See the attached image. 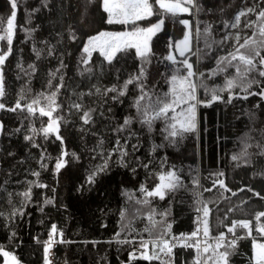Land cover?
<instances>
[{"label": "trees", "instance_id": "1", "mask_svg": "<svg viewBox=\"0 0 264 264\" xmlns=\"http://www.w3.org/2000/svg\"><path fill=\"white\" fill-rule=\"evenodd\" d=\"M44 3L45 0H17L12 52L0 66L5 92L0 103L6 106L0 109L3 125L0 130V247L13 252L20 264H45L44 242L48 240L51 225L56 224L63 232L65 243L53 245L52 264H149L143 259H130L134 251L139 256L141 237L150 239L143 231L149 224V209L136 201L144 198L139 191L142 185L151 189L159 182L160 172L173 168L184 186L168 193L163 200L152 199L150 205L157 213V221L171 223L173 235L188 234L197 227L198 186L192 183L193 178L200 182L202 202H211L208 220L212 235L227 231L224 225H230L232 220H251L254 213L264 211V199H261L264 197V155H260L261 149L256 147L257 144L264 146V98L252 95L243 99L247 93L235 88L229 103L230 93H220L223 99L210 106H198L194 132L184 133L182 138L169 143L162 134V124L157 123L155 130L148 133L135 121L133 104L138 95L135 86L129 85L127 94L118 99L112 98L115 93L104 94L105 88L119 87L130 76L138 74L142 61L136 57L134 49L119 54L112 64L104 61L98 51L93 52L89 65L81 63L88 37L101 31L131 30L133 25L108 24L102 0H47V7ZM197 4L199 11L182 14L175 21L167 18L162 29L152 37L150 63L144 65L149 90L162 95L169 90L168 81L174 70L184 71L179 63L173 65L165 59L170 51L178 61L183 59L169 48L170 42L184 37L185 26L179 20L187 19L192 23L194 19L200 29L193 52L208 51L203 35L205 27L212 26L209 42L211 39L219 41L225 31H236L225 30L223 24L231 21L237 12L253 7L256 12L247 19L255 20L256 13L264 8V0H197ZM10 13L9 0H0V18L6 20ZM157 19L153 16L137 22V26L147 27ZM244 20L242 18L241 28ZM73 35L76 39H72ZM6 48V42L0 41V50ZM226 50L213 45L209 54L200 53L199 59L189 54L190 62L197 73L207 76L216 67V58ZM29 65L34 66V70ZM88 67L92 72L86 71ZM53 72L55 79L50 75ZM231 72L233 70L229 69ZM226 75L228 73L205 79V82L210 86H223ZM60 76H63L64 88L58 94L57 103L61 107L53 115L63 117L59 129L63 144L55 135L45 137L39 131L48 118L41 117L38 111L31 115L27 110H7L15 107L17 100L24 105L40 93L50 94L60 82ZM253 76L260 83L253 84L249 91L259 92L264 87V78L255 73ZM96 87L100 88V93H96ZM197 94L200 99L210 98L203 89ZM74 102L82 103L85 110L94 109L93 123L83 124L81 113L70 107ZM126 117H133V124L127 131L117 133L115 129ZM33 128L37 130L35 133ZM129 132L135 135L128 139V155L123 163L120 156L114 154L108 160V168L97 175L96 182L87 183L88 175L104 162L116 139L123 143ZM25 136H31L32 140H26ZM101 140L102 148L98 147ZM245 141L251 145L247 148L250 155L234 161L232 157L244 151ZM132 145L138 150L133 151ZM153 145L163 146L153 151ZM62 151L68 153L64 157L66 165L57 172L55 165ZM37 172L38 176L33 175ZM220 172L224 175L219 179L236 192L235 196L219 186L205 191L212 187ZM29 190L30 198L25 199L23 193ZM47 200L52 203H46ZM229 208L233 211L228 212ZM160 213L168 214L161 216ZM124 225L129 227L124 228ZM236 234L245 238L237 241L229 264H251L252 238L259 235L253 232L252 236H247L243 229H237ZM195 256L194 249L177 246L173 249L172 261L173 264H193ZM2 261L0 257V264ZM151 264H159V261Z\"/></svg>", "mask_w": 264, "mask_h": 264}, {"label": "snow or ice", "instance_id": "2", "mask_svg": "<svg viewBox=\"0 0 264 264\" xmlns=\"http://www.w3.org/2000/svg\"><path fill=\"white\" fill-rule=\"evenodd\" d=\"M11 13L5 19L0 18V41H4L7 44V48L0 50V66H3L12 52L13 38L15 35V21L17 17V0H9ZM44 6L47 7V0H45ZM103 11L107 14L106 22L108 24H120V25H133V28L129 31L122 32H107L101 31L94 36L87 38L82 52L85 54L82 57L81 63L85 66L91 63L93 52L98 51L100 56L104 58L108 64H112L114 60L118 59L119 54L125 53L130 49L135 50V55L142 61V65L138 74L130 76L121 86L113 85L112 87L105 88L104 94L115 93L113 99L125 96L129 90V85H133L138 90V95L135 98L133 107L136 109L135 121L138 122L142 128L146 129L148 133L155 130L157 123L163 125L161 131L164 135V139L169 143H174L176 138H182L184 133L194 132L197 128V108L199 105L210 106L213 102L223 99L220 93L225 91L229 92L228 102L232 100V90L239 88L241 91L247 93L243 96V99H247L249 95H259L264 98V88L257 92H250L249 89L253 84L259 85V81L256 80L253 74H258L259 77L264 78V8L256 13L255 20H248L249 14L256 12L253 7H247L240 10L234 16L231 21H225L223 26L225 30L235 29L232 31H225L221 40L216 41L212 38V26L208 25L203 30L205 39V49L208 51L197 49L193 52L191 41L192 31L190 21L187 19L179 20V23L184 25L188 29L182 40L175 43L170 42L169 48L173 49L183 57L182 60H177V56L170 51L165 57L173 65L180 64L183 66L184 71L181 72L179 68L175 69L168 81L170 87L167 92L162 95L151 91L145 84L147 70L144 65L150 63V56L152 49L150 42L152 37L159 32L167 18L175 19L182 15H191L193 10L199 11V5L197 0H102ZM38 11V9H37ZM153 16L158 17L157 21L150 24L147 27L137 26V22L149 20ZM242 18H245L243 22V28H241ZM245 30H251L247 32ZM243 33V34H242ZM201 35L200 29L196 30V37ZM72 39H76L75 35ZM213 45L220 48L221 51H225L224 55L216 58V67L211 69L207 76L205 73H197L194 70L193 63L190 62V55H197L200 58V53L208 55L212 50ZM40 53L37 52L39 57ZM30 68L34 66L29 65ZM229 69L233 72L229 73ZM59 71V69H57ZM87 72H92L90 67L86 68ZM228 73L225 76V82L223 86H210L205 82V79L211 80L217 76ZM53 79L56 78V73L50 74ZM59 83L55 85V90L50 94L44 93L38 94L31 103L22 105L20 100H17L15 107L8 108V111L15 112L17 109L27 110L31 115H35L38 111L41 117H47L48 121L45 126H42L39 130L45 137L49 135H55L56 139L63 144V138L59 134L60 123L63 117L54 116L53 114L61 107L57 103V97L62 88H64L63 76L59 77ZM199 81V82H197ZM49 87H52V81H49ZM95 87V86H94ZM203 89L205 95L209 96V99H200L198 96V90ZM96 93H100V88L96 87ZM91 95L92 93H88ZM5 95L3 85V70L0 67V97ZM84 95L83 93L80 94ZM24 97H21V100ZM43 102V103H42ZM5 104L0 103V109H5ZM71 108L81 113L80 119L83 124L87 125L93 123L92 113L94 109L85 110L82 103H72ZM133 117H126L123 123L119 125L115 131L117 133L127 131L133 124ZM3 129V125L0 124V130ZM33 133L37 130L32 129ZM135 133L129 132V137L124 139L121 143V139H116L115 144L111 151L107 153L104 162L97 167L96 170L91 172L87 177V183L93 184L96 182V177L99 173L104 172L108 168V160L114 154H118L121 158L120 162L123 163L124 157L128 155L127 146L128 139ZM26 140H32L31 136H25ZM38 147L39 145H34ZM163 145H153V151L157 147ZM98 147H103V140L99 142ZM251 147L250 144L245 141L244 151L240 156L234 155L232 159L234 161L247 157L250 154L247 152V148ZM257 148L261 149L260 155H264V146L257 144ZM133 151L138 150L136 145H132ZM103 155V152L101 153ZM67 151H62L61 157L58 158L55 165L56 171L65 167L66 161L64 157L67 156ZM75 156V153L72 154ZM247 162V161H245ZM44 166L43 164L41 165ZM147 167V165H144ZM38 176L39 173H33ZM224 175L223 172L217 173V179L213 180L212 187L205 189V191H212L219 186L225 192H231L233 196L236 192H233L227 187L225 182L219 177ZM158 183L151 189L140 187V192L143 194V199L137 200V204H141L147 207L148 214L147 219L149 224L144 228V232L149 234L150 239H143L141 237L139 241V256L136 252L130 253V259H143L151 264L152 261H159V264H173V249L177 246L183 248H191L196 252L193 264H229V258L234 253L237 241L244 239L243 236H237L236 230H246L247 236H252L253 232L264 238V211L254 213L253 219H241L232 220L230 225H224L227 229V233L231 234V239L228 238L225 232H220L217 236H212L209 228V220L211 209L208 204L211 202H202V207H198L196 211L202 215L197 217V227L188 234L181 233L180 235H173L171 233V223H165L163 221H157L155 219L156 211L150 207L152 199L159 198L165 199L166 195L170 192L176 191L183 187V181L178 174V171L174 168L166 172H160L157 176ZM192 183L199 186V180L193 178ZM40 187H46V185H38ZM244 191V189H241ZM252 191V189H248ZM202 195V194H201ZM256 196H260L259 193H255ZM25 199L30 198V190L23 193ZM223 196V193H221ZM133 197L130 195L129 199ZM264 199V197H261ZM46 203H52L51 200H47ZM198 203H201L198 201ZM139 211V210H138ZM233 211L232 208L228 209V212ZM168 213H160L161 216H166ZM15 215V213H13ZM122 218L125 217V213H121ZM224 219H228L225 215ZM223 223V221H221ZM129 225H124V228H128ZM159 228V230H158ZM14 235V234H13ZM61 237L58 241L57 237ZM201 236L203 239H201ZM63 232L59 231L56 224L51 225L48 240L44 242V261L45 264H52L49 259L50 252L53 245L57 242L65 243L62 239ZM212 241L211 243L209 241ZM125 243H132L133 241H122ZM222 249V250H221ZM0 257H3V264H20V261L16 255L3 247H0ZM251 264H264V242H260L253 238L252 255L250 258Z\"/></svg>", "mask_w": 264, "mask_h": 264}, {"label": "rangeland", "instance_id": "3", "mask_svg": "<svg viewBox=\"0 0 264 264\" xmlns=\"http://www.w3.org/2000/svg\"><path fill=\"white\" fill-rule=\"evenodd\" d=\"M194 12V10H193ZM191 25V31H192V41H191V46H192V49H195L196 47V30H197V27L195 25V21L193 19L192 23H190ZM188 29L185 28V32L187 31ZM123 31H129V30H123ZM107 32H122V31H107ZM183 38L177 40V41H180L182 40ZM176 41V42H177ZM177 53V52H176ZM178 54V53H177ZM255 238L256 240L260 241V242H264V238L260 237V236H256V237H253ZM253 238H252V244H253ZM49 259L52 261V250L50 252V255H49ZM3 262V261H2ZM45 262V261H44Z\"/></svg>", "mask_w": 264, "mask_h": 264}, {"label": "built area", "instance_id": "4", "mask_svg": "<svg viewBox=\"0 0 264 264\" xmlns=\"http://www.w3.org/2000/svg\"><path fill=\"white\" fill-rule=\"evenodd\" d=\"M198 201L201 202V188H200V182H199V186H198ZM198 207H202V204L197 202V208H198ZM200 215H202V214H201V213H198V216H200ZM223 232L226 233V235L228 236L229 239L232 238V237H231V234L227 233V231H223ZM212 236H217V235H212ZM59 239H60V237L58 236V237H57V240H59ZM201 239H203L202 236H201ZM209 242L211 243L212 241L210 240Z\"/></svg>", "mask_w": 264, "mask_h": 264}, {"label": "water", "instance_id": "5", "mask_svg": "<svg viewBox=\"0 0 264 264\" xmlns=\"http://www.w3.org/2000/svg\"><path fill=\"white\" fill-rule=\"evenodd\" d=\"M263 88H264V87H263ZM252 92H257V91H252ZM257 93H258V92H257ZM249 96H252V95H249ZM249 96H248V97H249ZM257 96H258V97H261V96H259V95H257ZM261 98H262V97H261ZM2 264H3V262H2Z\"/></svg>", "mask_w": 264, "mask_h": 264}]
</instances>
